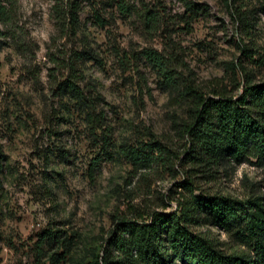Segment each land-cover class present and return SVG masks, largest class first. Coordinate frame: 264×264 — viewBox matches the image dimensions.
I'll return each mask as SVG.
<instances>
[{
	"label": "rangeland",
	"instance_id": "obj_1",
	"mask_svg": "<svg viewBox=\"0 0 264 264\" xmlns=\"http://www.w3.org/2000/svg\"><path fill=\"white\" fill-rule=\"evenodd\" d=\"M4 4L12 21L0 23V264H101L120 221L176 211L187 180L197 196L264 200V161L188 162L185 132L194 92L238 98L248 79L264 84V0ZM150 50L174 85L146 59ZM152 140L172 152L170 163L132 167L122 147ZM195 230L228 254L255 258L235 228Z\"/></svg>",
	"mask_w": 264,
	"mask_h": 264
},
{
	"label": "trees",
	"instance_id": "obj_2",
	"mask_svg": "<svg viewBox=\"0 0 264 264\" xmlns=\"http://www.w3.org/2000/svg\"><path fill=\"white\" fill-rule=\"evenodd\" d=\"M0 0V23L12 21L10 8ZM123 14L129 13L125 3H119ZM79 5L70 4V24L74 30L79 21ZM143 17V16H142ZM146 22H154L150 12ZM164 75L168 85H174L171 71L157 52H144ZM248 78V76H247ZM72 91L82 98L72 82ZM191 93L193 90H186ZM194 114L185 132L190 138L186 161L208 167L224 160L237 164L256 159L264 161V84L254 85L249 79L243 94L234 98L225 92H213L211 98L194 92ZM122 155L138 169L151 168L155 161L167 160L172 152L159 141L139 145H125ZM156 153L160 158L155 157ZM164 159H163V158ZM178 158V157H177ZM98 163V162H97ZM96 163V164H97ZM167 163V164H169ZM4 166L0 161V185ZM188 195L180 193L174 212H152L134 220H122L107 239L101 264H264V200L257 196L235 200L222 195L197 196L192 180L180 185ZM212 224L223 229H236L240 244L253 250L255 258L245 251L226 253L195 227Z\"/></svg>",
	"mask_w": 264,
	"mask_h": 264
}]
</instances>
